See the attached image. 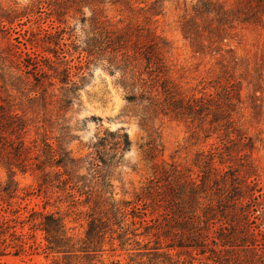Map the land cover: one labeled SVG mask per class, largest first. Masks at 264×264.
Returning a JSON list of instances; mask_svg holds the SVG:
<instances>
[{
	"label": "trees",
	"instance_id": "1",
	"mask_svg": "<svg viewBox=\"0 0 264 264\" xmlns=\"http://www.w3.org/2000/svg\"><path fill=\"white\" fill-rule=\"evenodd\" d=\"M163 1L156 0L154 5ZM65 2L98 7L103 0ZM189 8L179 28L190 48L197 54L209 50L221 58L218 75L210 82L213 84L210 94L203 93L198 98L186 94L171 76L169 42L149 32L140 43L138 31L128 26L101 28L90 33V37L85 35L78 52L77 59L85 55L86 64L97 56L107 57L108 63L122 73L121 86L128 103L145 102L150 115L187 124L191 140H217L209 145L208 151L196 153L194 170L179 166L157 170L154 183L134 203L115 201L108 178L115 155L122 156L129 150L126 132L105 131L92 145L93 158L88 166L94 187L85 185L83 175H76L80 159L64 148V138L51 142L47 136V115L51 112L48 107L54 102L59 110H66L78 101L77 93L84 79L82 67L74 68L77 74L72 75V61L66 59L67 52L58 43L49 53L62 67L60 70L58 66L51 67L47 59L23 54L14 45L0 48V169L5 172V179H0V258L38 250L33 235L25 238L17 231V227L29 224L30 230L43 234V253L61 255L63 259L76 253L97 252L103 236L111 232L121 250L148 251L162 259V263L171 264L173 257L186 252L188 264H193L194 258L189 254L192 251L203 257L199 264H264V192L258 185L252 160L255 143L239 119L234 118L237 108L248 110L253 121L263 117V105L258 104L254 95L249 97L250 104L242 107L245 103L241 92L243 81L247 86H252V79L262 81L264 53L253 61L239 60L227 44L236 25H257L264 29V0H235L231 6L196 0L190 2ZM159 9L157 13L161 12ZM96 11L91 13L95 15ZM147 12L152 13V8ZM5 20L0 9V33L5 32ZM44 65L52 71L51 75L43 70ZM55 80L61 85L57 89L61 93L59 98L53 92ZM31 130L35 138L29 142ZM115 149L117 152L113 154ZM29 170L38 173V195L46 199L48 193L54 192L58 194L56 204H67L71 213L82 216L86 225L82 240L73 243L64 218L58 212L46 211L48 199L43 211L31 210L25 221L20 219L19 211L25 207H12L29 194L19 198L14 177ZM148 202L162 209L161 221L151 219L142 227ZM79 207L87 210L78 211ZM129 218L132 221L127 223ZM141 227L143 232L137 234ZM149 231H154L153 245L148 246L151 241L140 245L137 237H146ZM177 249L181 251L171 254Z\"/></svg>",
	"mask_w": 264,
	"mask_h": 264
},
{
	"label": "rangeland",
	"instance_id": "2",
	"mask_svg": "<svg viewBox=\"0 0 264 264\" xmlns=\"http://www.w3.org/2000/svg\"><path fill=\"white\" fill-rule=\"evenodd\" d=\"M115 1L103 0L101 5L93 7L86 4H70L65 0H0L1 14L6 19L3 23L5 32L0 33V48L4 49L9 44L14 45L23 54L47 59L51 67L58 66L60 70L62 67L49 53L56 49L55 44L58 43V46L67 52L66 59L72 61L71 74H77L74 69L77 66L82 67L84 79L77 93L78 101H74L66 110H59L54 102L48 107L51 112L47 115V136L51 142L58 137L64 138V148L71 151L75 159H80L79 169L75 170L76 175H83L85 185L94 187L88 166L93 158L92 145L105 131L126 132L130 140L129 150L122 156L115 155L112 166L108 169V178L115 201L134 203L137 197L144 196L145 188L154 183L157 170L163 167L169 169L170 166L194 170L192 164L196 153L208 151L209 145L216 144L217 140L214 138L209 141L202 138L198 141L191 140L187 124L169 120L162 115H150L145 102L128 103L121 86L122 73L108 63L106 56H97L90 60L89 64H86L85 55H81V60L77 59L85 35L90 37V33L101 28L110 30L128 26L138 31L137 34L141 36L140 43H143L148 32L165 39L171 47L167 55L172 65L171 76L187 95L193 94L196 98L203 93L212 92L210 86L213 84L210 82L218 75L217 64L221 58L220 55L211 54L209 50H205L203 54L194 53L189 41L181 33L180 22L185 11L189 13L190 2L194 3L196 0H165L155 5L156 0H129L127 4ZM213 1L227 6L235 2ZM150 7L152 13L147 12ZM159 8L161 12L157 13ZM94 9L98 10L95 15L91 13ZM91 19H94V22ZM230 34L231 39L227 44L232 48L235 58L253 61L264 53V29L261 26L239 24ZM221 55L228 58V55ZM45 66L42 67L43 70L47 75H51L52 71ZM81 73L77 75L78 78L81 77ZM262 77L260 82L252 79V86L242 82L241 98L245 103L242 107L248 106L249 97L254 95L259 100L258 104L263 105L264 113V76ZM59 87L61 85L55 80L53 92L56 98L61 95L57 90ZM234 118L239 119V124L248 136L253 138L255 150L252 160L255 175L258 185L264 192V114L257 121H253L249 118L248 110L237 108ZM34 138L35 133L31 130L27 140L30 142ZM109 147L111 146L106 148L107 151ZM116 152L115 149L113 154ZM0 179H5V172L2 169ZM37 179L38 173L32 170L25 174L16 173L14 177L19 188V198L29 194L23 201L17 200L12 207L13 209L25 207L19 211L20 219L25 221L31 210L43 211V204L48 199L49 206L46 207V211L58 212L59 216L64 218L66 228L71 229L68 236L73 237V243L82 240L86 227L82 216L71 213L67 204L60 206L56 204L58 194L54 192L48 193L46 199L43 195H38ZM87 190L86 188L84 191ZM83 199L84 197H81L80 201ZM147 207L146 212H143L146 217L143 219L145 222L142 223V227L151 219L161 221L159 215L162 209H157L149 202ZM86 210L87 207L78 208V211ZM6 216L10 218L8 211ZM131 221L129 218L127 223ZM134 222H139V219H134ZM139 226L138 224L137 227ZM30 227L29 224H25L22 228L17 227V231L22 232L25 238L33 235L38 250L18 257L0 258V264H169L165 261L162 263V259L148 251L121 250L115 241V235L111 232L103 236L97 252L76 253L63 259L61 255L43 253L45 247L43 234L38 230H30ZM142 227L138 229L137 234L143 232ZM153 232L149 231L146 237L138 236L139 244L151 241L148 246H152ZM180 251L173 250L171 254ZM181 254L179 257H173L171 264H188L186 252ZM189 254L194 258L193 264L204 261L203 257L195 255V252L190 251Z\"/></svg>",
	"mask_w": 264,
	"mask_h": 264
}]
</instances>
